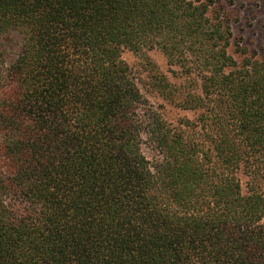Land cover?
I'll use <instances>...</instances> for the list:
<instances>
[{
    "label": "trees",
    "instance_id": "16d2710c",
    "mask_svg": "<svg viewBox=\"0 0 264 264\" xmlns=\"http://www.w3.org/2000/svg\"><path fill=\"white\" fill-rule=\"evenodd\" d=\"M231 19L0 0V264H264V55L235 56ZM125 49L162 51L178 71L152 65L154 88L192 116L150 103Z\"/></svg>",
    "mask_w": 264,
    "mask_h": 264
},
{
    "label": "rangeland",
    "instance_id": "374dc122",
    "mask_svg": "<svg viewBox=\"0 0 264 264\" xmlns=\"http://www.w3.org/2000/svg\"><path fill=\"white\" fill-rule=\"evenodd\" d=\"M222 1L226 10L232 15L233 44L235 45L231 50L235 56L239 57L242 51L254 53L257 56L264 55V0ZM5 43H9L6 60L13 59L20 51L22 36L19 33H11L5 39ZM122 58L130 66L135 80L142 92L148 96L150 103L159 105L161 111L171 119H177L183 115L192 116L191 112H185L166 103L154 88L152 65L171 80H174V75L178 71L176 67L170 66L162 51L153 49L145 53H136L125 49L122 52ZM152 150L151 145L144 144V151L148 156L155 153Z\"/></svg>",
    "mask_w": 264,
    "mask_h": 264
}]
</instances>
